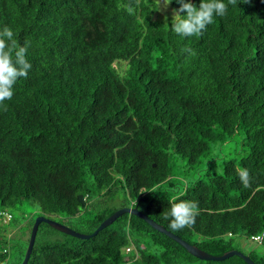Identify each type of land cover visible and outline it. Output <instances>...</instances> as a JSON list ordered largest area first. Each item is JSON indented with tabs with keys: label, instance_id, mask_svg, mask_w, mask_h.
Segmentation results:
<instances>
[{
	"label": "trees",
	"instance_id": "trees-1",
	"mask_svg": "<svg viewBox=\"0 0 264 264\" xmlns=\"http://www.w3.org/2000/svg\"><path fill=\"white\" fill-rule=\"evenodd\" d=\"M224 3V16L181 37L157 0H0V29L32 64L0 104V264L22 263L39 215L80 217L93 233L128 206L215 255L259 235L263 253L246 254L264 264V0ZM241 131L244 155L205 169L211 144ZM177 200L199 214L174 231L164 216ZM28 264L248 263L199 259L125 213L90 239L42 222Z\"/></svg>",
	"mask_w": 264,
	"mask_h": 264
},
{
	"label": "clouds",
	"instance_id": "clouds-1",
	"mask_svg": "<svg viewBox=\"0 0 264 264\" xmlns=\"http://www.w3.org/2000/svg\"><path fill=\"white\" fill-rule=\"evenodd\" d=\"M162 3L164 8H167L173 0H162ZM175 3L179 7L173 12L174 22L170 27L181 37L201 34L214 22L215 17H222L227 11L224 0H200L198 6L193 0H175ZM27 51L26 46L18 44L11 28L5 26L0 29V104L12 99L14 86L20 78L28 77L32 64L27 59ZM240 178L247 186L246 170L240 172ZM198 214L196 202L177 200L171 204L164 219L169 221V228L176 231L195 224Z\"/></svg>",
	"mask_w": 264,
	"mask_h": 264
},
{
	"label": "water",
	"instance_id": "water-1",
	"mask_svg": "<svg viewBox=\"0 0 264 264\" xmlns=\"http://www.w3.org/2000/svg\"><path fill=\"white\" fill-rule=\"evenodd\" d=\"M125 213H130L133 215H137L140 218L144 219L147 221L154 229L168 235L169 237L173 238L176 240L178 243H180L182 246H184L192 255L195 257L202 259V260H213V261H222L225 259L230 258L231 256L238 255L242 257L248 264H259L255 262L248 254L232 249L227 252H225L222 255H215L212 253H209L202 248H200L198 245L193 244L186 239H183L179 235L175 234L171 230L167 229L164 225L161 223L157 222L153 218L149 217L145 212L140 210L136 206H128V207H121L118 210H116L112 215H110L108 218H106L97 228L93 233H84L81 231H78L71 226H68L65 223H62L60 221H57L55 219H52L50 217L44 216V215H39L34 222V225L32 227L30 239H29V244L25 253V257L22 261L21 264H28L29 260L31 258L33 249L35 247L38 231H39V226L42 222H45L49 224L50 226L54 227L58 231H61L65 234H69L71 236L80 238V239H90L91 237L97 235L101 230L106 228L107 226L111 225L114 221H116L120 216H122Z\"/></svg>",
	"mask_w": 264,
	"mask_h": 264
},
{
	"label": "rangeland",
	"instance_id": "rangeland-1",
	"mask_svg": "<svg viewBox=\"0 0 264 264\" xmlns=\"http://www.w3.org/2000/svg\"><path fill=\"white\" fill-rule=\"evenodd\" d=\"M157 3L159 7L158 15L160 18H163V20L168 19L169 17L173 18V12L175 9H177L173 4H170L167 8H164L162 0H157ZM245 141H246L245 133L241 131L237 133L230 141H228L227 143L223 145L211 144V153H212L211 156L212 157L209 161H206V166L204 168L206 169L210 167L215 174H221L223 172L224 163L226 160H229L232 157L239 159L241 156L244 155V152L242 149H243V145ZM205 169L201 171L202 174L206 172ZM14 214L18 222V224H15L16 226H19L22 222L24 223L23 219L21 218L22 216H20V213L15 212ZM32 214H34L33 211L28 209L27 217H30ZM61 219H63L66 222L65 224H67L68 226H71L72 228L76 230L79 229V231L83 230L81 228V225L78 224V220L80 219V217H76V218L71 217V218L65 219L64 215H61ZM5 227L7 228V224ZM17 231H15L14 233H16ZM233 246H234V249L240 250L245 253H248L251 250H257L258 252L263 253L262 246L260 245L258 241H256L253 238H247L244 236L235 235L233 237ZM133 249H134V246H133ZM13 262H15V257H11V259L9 260L7 264H13Z\"/></svg>",
	"mask_w": 264,
	"mask_h": 264
},
{
	"label": "built area",
	"instance_id": "built-area-1",
	"mask_svg": "<svg viewBox=\"0 0 264 264\" xmlns=\"http://www.w3.org/2000/svg\"><path fill=\"white\" fill-rule=\"evenodd\" d=\"M1 214L3 215V219L5 222H9L12 219V214L5 212V211H1ZM261 238V236H257L255 237V240H259ZM133 249V246H129L127 248L128 251H131Z\"/></svg>",
	"mask_w": 264,
	"mask_h": 264
}]
</instances>
